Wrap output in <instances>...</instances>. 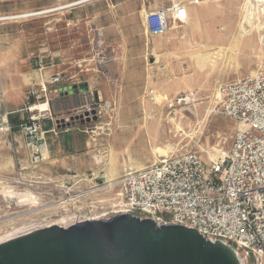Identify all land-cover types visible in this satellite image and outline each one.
Instances as JSON below:
<instances>
[{"label":"rangeland","instance_id":"rangeland-1","mask_svg":"<svg viewBox=\"0 0 264 264\" xmlns=\"http://www.w3.org/2000/svg\"><path fill=\"white\" fill-rule=\"evenodd\" d=\"M81 1L0 0V87L14 127L0 136V239L31 225L45 227L69 218L114 213L121 200L118 180L124 170L153 162L154 146L158 156L183 149L201 153L205 162L214 159L230 147L236 129L230 119L212 112L218 85L264 70V0L201 4V42H190L187 48L179 25L164 36H175L173 42L148 38L151 57L144 65L150 75L155 74V86L126 109L149 116L152 122H112L105 116L94 121L97 128H90L91 122L77 123L72 142L66 140L71 149L59 153L56 161L44 155L34 166L18 125L27 116L28 83L37 76L39 61L61 63L79 83L88 77L80 68L93 67L101 75L102 68L118 64L113 50L120 48L119 33L112 24L125 12L107 4L134 3L136 10L127 13L137 19L123 32L145 38L141 11L160 3ZM133 46L127 43L126 49ZM185 50L188 59L163 57L166 51ZM182 77H188L189 84L173 83ZM153 136L161 138L153 142Z\"/></svg>","mask_w":264,"mask_h":264},{"label":"built area","instance_id":"built-area-1","mask_svg":"<svg viewBox=\"0 0 264 264\" xmlns=\"http://www.w3.org/2000/svg\"><path fill=\"white\" fill-rule=\"evenodd\" d=\"M211 1L215 0H167L144 12V32L149 38L163 37L187 21L188 6ZM56 65L39 61L38 78L25 97L27 116L18 125L34 166L46 153L44 121H56L66 131L82 122L97 128L94 121L105 116L111 120L114 110L112 103L95 100L90 92L68 113H52V97L65 93L58 85L69 79L53 69ZM212 112L234 122L230 147L208 162L197 151L175 149L148 165L124 170L117 182L120 204L113 212L178 223L209 240L218 236L240 248L247 264H264V70L219 84ZM11 114L0 89V136L12 132ZM72 122L74 126L66 125Z\"/></svg>","mask_w":264,"mask_h":264},{"label":"water","instance_id":"water-1","mask_svg":"<svg viewBox=\"0 0 264 264\" xmlns=\"http://www.w3.org/2000/svg\"><path fill=\"white\" fill-rule=\"evenodd\" d=\"M67 126L74 125L66 124ZM235 244L135 212L31 225L0 239V264H247Z\"/></svg>","mask_w":264,"mask_h":264},{"label":"crops","instance_id":"crops-1","mask_svg":"<svg viewBox=\"0 0 264 264\" xmlns=\"http://www.w3.org/2000/svg\"><path fill=\"white\" fill-rule=\"evenodd\" d=\"M167 4V0H160V3L150 9H143L140 14V19L143 24V15L144 12L149 10L158 9ZM108 7H112L114 10L120 13L118 16L117 22L112 24L113 27H117L119 36H118V50H113L115 56L118 59V64L116 66H109L108 68H102V74L96 75L94 71L96 68L88 67L78 69L79 72H87V81L79 83L77 81V75H67L66 70L62 68L61 63H57L55 70L58 72H63L66 77L69 79L58 86L65 90V93L61 96H53L51 99V111L54 114L59 112L68 113L71 109L75 108L85 98H89V93H92V96L95 100L98 101H107L113 104L114 110L111 114V121L116 122L118 120L120 123H140V122H152L149 116H141L140 114L133 113L132 110L127 111L126 108L136 106L137 102H141L145 94H147L148 88L154 87L155 81L152 80V76L155 77V74L150 75L148 70L145 67L146 58L151 57L148 53V44L150 40L146 36H137L136 34L126 35L123 32V27L126 24L132 22L133 18L137 17L132 14H128L133 10H136L134 3L122 2H111V6L107 4ZM187 21L181 25V35L183 40L181 41L187 48L190 42H201V4L198 6H188L187 7ZM122 14V15H121ZM164 37V36H163ZM160 38V37H158ZM165 38V39H164ZM165 43H169L172 37H164ZM148 39V40H147ZM173 42V39L172 41ZM127 43H130L133 46V49L127 50ZM121 44V45H120ZM189 51H166L163 54V57L169 59H188ZM184 68V67H183ZM49 74V72H47ZM153 77V78H154ZM37 76L30 79L28 85L32 84ZM189 78L182 77L177 79L176 84H189ZM74 86L77 88L75 91ZM0 89L3 90L2 87ZM183 89V87H181ZM84 90V93L81 91ZM4 91V90H3ZM121 108L119 114H115V108ZM73 127V126H72ZM75 127L70 128L66 131L65 128L59 127L56 121L46 120L42 123V131L44 132V143L46 148L47 158H52L54 161L57 159L59 153L68 151L71 149V144L66 142V140H71L75 136L74 132ZM54 131V132H52ZM25 142V139H24ZM72 142V140H71ZM75 141L73 140V144Z\"/></svg>","mask_w":264,"mask_h":264},{"label":"bare ground","instance_id":"bare-ground-1","mask_svg":"<svg viewBox=\"0 0 264 264\" xmlns=\"http://www.w3.org/2000/svg\"><path fill=\"white\" fill-rule=\"evenodd\" d=\"M85 1H87V0H83V1H81V2H85ZM77 3H79V2H77ZM77 3H74V4H77ZM43 13H44V12H43ZM28 15H29V14H28ZM25 16H26V15H25ZM29 16H30V15H29ZM11 17L13 18V16H11ZM21 18H22V17H21ZM247 24H248V25H252L251 22H250L249 20H248V23H247ZM33 76H34V75H33ZM182 101H187V100L183 98ZM158 126H159V124H158ZM176 130L179 131V132L181 131L179 127H176ZM159 138H161V137H160V136H159V137H154V136H153V139H151V140H152L153 142H157V141L159 140ZM154 147H155V146H154ZM154 147H152V151H153V153L155 154V156L158 157V155H157V149L154 148ZM163 156H165L164 153H163Z\"/></svg>","mask_w":264,"mask_h":264}]
</instances>
